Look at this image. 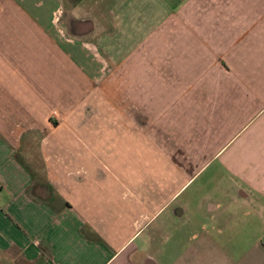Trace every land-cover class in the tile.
Masks as SVG:
<instances>
[{
  "label": "crops",
  "instance_id": "crops-1",
  "mask_svg": "<svg viewBox=\"0 0 264 264\" xmlns=\"http://www.w3.org/2000/svg\"><path fill=\"white\" fill-rule=\"evenodd\" d=\"M0 264H264V0H0Z\"/></svg>",
  "mask_w": 264,
  "mask_h": 264
},
{
  "label": "rangeland",
  "instance_id": "rangeland-1",
  "mask_svg": "<svg viewBox=\"0 0 264 264\" xmlns=\"http://www.w3.org/2000/svg\"><path fill=\"white\" fill-rule=\"evenodd\" d=\"M157 47H159L160 41L152 42ZM148 40H140V39H125V38H105V44H101L103 46V51L106 55V59L109 60L110 67H115L116 69L122 67L124 69L127 68L129 65H133L139 62V64H143V60H137L134 58V55L136 53H142L147 51L148 47ZM228 48V45H217V48H215L213 51H211L210 54H203L204 61L207 63L208 66L206 67V71L208 69L215 74L216 77L221 76L222 74H226V67H227V54L224 53V51ZM153 49H151V52ZM206 50H203L202 52H205ZM142 59V58H141ZM202 62V61H201ZM118 78H121V80L124 81L126 79V75L124 71L118 75ZM222 80V78H221ZM221 80H218L215 82L217 85L218 83L222 82ZM186 102H189V99L186 100ZM178 105V104H177ZM128 141V142H127ZM102 145L108 147V148H117L122 146V148L129 150L130 152H133L137 149V144L131 140H122V139H113V140H107L102 143Z\"/></svg>",
  "mask_w": 264,
  "mask_h": 264
}]
</instances>
